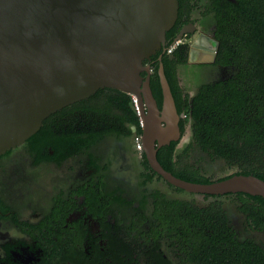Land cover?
Returning <instances> with one entry per match:
<instances>
[{
  "label": "trees",
  "instance_id": "16d2710c",
  "mask_svg": "<svg viewBox=\"0 0 264 264\" xmlns=\"http://www.w3.org/2000/svg\"><path fill=\"white\" fill-rule=\"evenodd\" d=\"M179 3V19L167 33L162 61L181 116V132L184 135L190 126L191 140L180 152V142L159 148L157 159L165 170L193 183L214 181L197 167L203 159L239 166V171L218 180L237 174L264 180V0ZM185 8L211 16L219 47L213 63L201 65L222 71L217 79L202 82L192 96L178 80L179 68L189 64L187 47L167 53L181 29ZM161 54L145 61L151 65V89L159 108L163 100L158 76ZM136 135L141 136L142 130L133 96L106 88L52 114L29 140L53 148L64 158L67 150L69 154L89 151L110 137L130 138L133 143ZM142 157L146 172L140 184L144 187L155 177L162 178L151 169L144 153ZM202 196L213 200L200 205L195 200L169 198L157 189L136 194L131 202H139L133 210L139 219L134 220L130 255L149 264H264V244L242 237L221 201L233 198L246 229L264 234V198L246 193ZM113 200L129 202L123 196ZM146 223L144 230L141 227Z\"/></svg>",
  "mask_w": 264,
  "mask_h": 264
},
{
  "label": "water",
  "instance_id": "95a60500",
  "mask_svg": "<svg viewBox=\"0 0 264 264\" xmlns=\"http://www.w3.org/2000/svg\"><path fill=\"white\" fill-rule=\"evenodd\" d=\"M179 10V0H0V156L23 145L52 114L116 89L136 99L143 153L169 185L198 195L264 198V180L254 175L193 183L157 159L159 148L183 138L162 61ZM191 26L175 40L192 34ZM160 51L161 108L145 63ZM204 54L214 61L215 53Z\"/></svg>",
  "mask_w": 264,
  "mask_h": 264
},
{
  "label": "flooded vegetation",
  "instance_id": "af4514ba",
  "mask_svg": "<svg viewBox=\"0 0 264 264\" xmlns=\"http://www.w3.org/2000/svg\"><path fill=\"white\" fill-rule=\"evenodd\" d=\"M182 13L181 29H192L191 23L195 29L182 45L189 50V41L200 33L209 41L201 48L216 55L211 16L197 8ZM109 140L114 141L111 150L106 140L89 151L67 150L61 158L31 139L0 156V264H149L128 252L139 219L133 211L139 202L131 200L134 189L138 196L153 191L154 180L144 187L142 174L136 186L113 180L110 163L129 150L130 138ZM71 161L76 166L65 167ZM118 196L130 203L114 201Z\"/></svg>",
  "mask_w": 264,
  "mask_h": 264
},
{
  "label": "rangeland",
  "instance_id": "374dc122",
  "mask_svg": "<svg viewBox=\"0 0 264 264\" xmlns=\"http://www.w3.org/2000/svg\"><path fill=\"white\" fill-rule=\"evenodd\" d=\"M204 40H206L205 36L201 35L200 33H197L192 37L191 41H189L190 42V46H189L190 48L188 50L189 64L187 66L180 67L178 70L179 84L182 87V89L191 96L194 94L197 87L202 82L215 80L219 77V75L222 72L221 69L219 70L218 68L202 67L195 64V63L209 62V60H204L209 56L208 55L205 56V54L203 53V48L201 49V47H206L207 42H209L207 40L206 41ZM196 55H198L199 58H196L195 57ZM106 140H107L106 142L109 145V149L111 150L114 141H110L109 138ZM190 140H191V129L190 126H187L186 132L183 135V138L181 139L178 145V151L180 152L181 149L190 142ZM124 143L126 144L127 141L125 140ZM130 144L131 146L133 144L131 149L129 148ZM134 145L135 143L134 142L132 143V139H130L128 142V146L125 147L129 150L123 149L125 150L123 152L125 154H122L123 156H118L122 153L121 151L119 152L118 155H115L114 160L110 163V171H109V174L112 177H114L113 180L124 179L131 186H136V182L140 180L142 172H146L143 166V157L139 152H137ZM115 153L117 154V151ZM67 166L74 167L76 166V164L71 161L65 165V167ZM197 167L199 168L202 175L206 177H210L213 180H218L220 178H223L240 170L239 166L237 165L230 166L222 161H211L209 159L201 160L200 164H198ZM244 167L246 168L247 166ZM59 173L62 172L59 170L57 171V174ZM50 176L51 174L49 175V177ZM0 180H2L1 177ZM150 189L160 190L170 198L195 200L200 205L208 204L213 200L212 198L207 199L202 195H198V194L191 195V193L186 191H178L175 187L169 185L166 181H164L163 179H159L158 177L154 178V182L152 183V185H150ZM134 193L138 194L135 189H134ZM221 201L223 202L224 207L227 210L233 225L236 227L238 232H240L241 236L253 238L257 242L264 244V234L254 231L251 232L250 230L248 231L244 226L243 216L238 212L235 200L231 197L230 198L226 197V198H222Z\"/></svg>",
  "mask_w": 264,
  "mask_h": 264
},
{
  "label": "built area",
  "instance_id": "2783aa9c",
  "mask_svg": "<svg viewBox=\"0 0 264 264\" xmlns=\"http://www.w3.org/2000/svg\"><path fill=\"white\" fill-rule=\"evenodd\" d=\"M184 43L183 40H174L173 43L170 45V47H168L167 49V53L168 54H172L174 52V50L176 48H178L179 46H181ZM135 105H136V99L133 97ZM137 109V106H136ZM138 111V110H137ZM134 143H135V149L137 150V152H139L141 155L143 154V146H142V140H141V136L140 135H136L134 137Z\"/></svg>",
  "mask_w": 264,
  "mask_h": 264
},
{
  "label": "bare ground",
  "instance_id": "6f19581e",
  "mask_svg": "<svg viewBox=\"0 0 264 264\" xmlns=\"http://www.w3.org/2000/svg\"><path fill=\"white\" fill-rule=\"evenodd\" d=\"M204 41H206V40H204ZM202 42H203V41H202ZM202 42H201V43H202ZM204 43H206V42H204ZM206 45H207V48H208V44H206ZM201 49H202V48H201ZM207 50L210 51L209 49H207ZM204 51H206V49L203 50V53H204ZM205 56H206V54H205ZM208 56L210 57V55H208ZM195 57H196V56H195ZM195 57H194V58H195ZM197 58H199V57L197 56Z\"/></svg>",
  "mask_w": 264,
  "mask_h": 264
},
{
  "label": "crops",
  "instance_id": "0c3cea01",
  "mask_svg": "<svg viewBox=\"0 0 264 264\" xmlns=\"http://www.w3.org/2000/svg\"><path fill=\"white\" fill-rule=\"evenodd\" d=\"M197 56H198V55H196V58H197ZM201 60H202V59H201ZM209 63H211V61H209ZM203 64H205V63H203Z\"/></svg>",
  "mask_w": 264,
  "mask_h": 264
}]
</instances>
